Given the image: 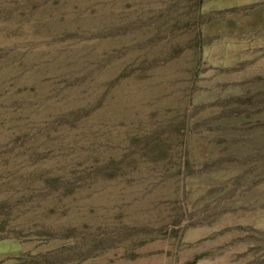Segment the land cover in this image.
Returning a JSON list of instances; mask_svg holds the SVG:
<instances>
[{
    "label": "rangeland",
    "instance_id": "obj_1",
    "mask_svg": "<svg viewBox=\"0 0 264 264\" xmlns=\"http://www.w3.org/2000/svg\"><path fill=\"white\" fill-rule=\"evenodd\" d=\"M0 264H264V0H0Z\"/></svg>",
    "mask_w": 264,
    "mask_h": 264
}]
</instances>
